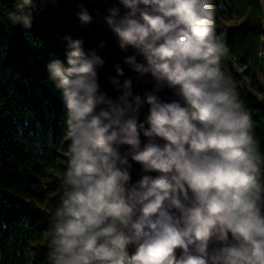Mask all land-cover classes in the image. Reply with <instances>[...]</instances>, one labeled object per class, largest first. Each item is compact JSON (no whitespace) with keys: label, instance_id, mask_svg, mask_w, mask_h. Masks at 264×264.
I'll return each mask as SVG.
<instances>
[{"label":"clouds","instance_id":"9594fccd","mask_svg":"<svg viewBox=\"0 0 264 264\" xmlns=\"http://www.w3.org/2000/svg\"><path fill=\"white\" fill-rule=\"evenodd\" d=\"M214 4L117 0L108 9L119 49L134 53L124 64L154 82L143 96L121 82L119 65L109 77L119 95L102 92L105 61L82 39L69 37L64 60L46 65L68 141L45 231L48 264H264V154L222 66L229 49ZM16 6L10 19L30 28L32 0ZM76 16L92 23L83 5ZM165 87L179 99L162 100ZM130 160L144 173L135 183Z\"/></svg>","mask_w":264,"mask_h":264},{"label":"trees","instance_id":"16d2710c","mask_svg":"<svg viewBox=\"0 0 264 264\" xmlns=\"http://www.w3.org/2000/svg\"><path fill=\"white\" fill-rule=\"evenodd\" d=\"M219 2L223 9H218ZM17 0H0V264H48L45 231L68 159L66 109L46 65L64 60L68 42L54 37L32 9L31 27L13 23ZM216 31L229 49L222 66L249 110L264 154V88L252 91L263 67L264 25L259 0H215ZM249 9V12H247ZM216 14L242 17L222 27ZM238 70L249 73L246 84ZM41 151L43 155H41Z\"/></svg>","mask_w":264,"mask_h":264},{"label":"water","instance_id":"95a60500","mask_svg":"<svg viewBox=\"0 0 264 264\" xmlns=\"http://www.w3.org/2000/svg\"><path fill=\"white\" fill-rule=\"evenodd\" d=\"M117 4V0H32V9L34 10L37 19L44 25V27L56 38L69 42L68 38L82 39L84 41L83 47L85 50L95 49L104 61L105 64L102 69L98 71V82L100 90L108 94L109 97L115 99L119 93L110 83L109 77L116 76L115 67L119 65L124 70V77L120 80L131 79L133 82V91L135 94L143 96L145 91H151L154 87V82L150 77L138 79L135 72H133L127 65L124 64V58L132 55L133 50L129 49L123 52L118 47V41L114 34L110 31L104 23V17L108 14V9ZM83 5L93 20L90 25L83 26L80 24L76 13L79 11V6ZM121 7V14L124 13ZM104 44L101 48L100 45ZM140 58L138 57V61ZM159 96L166 102L178 100L174 91L166 87L161 90ZM148 114V106L141 110L140 120L143 121ZM142 144L145 138L141 137ZM122 152L127 151V146L121 149ZM130 169L131 182L135 183L144 174L139 164L132 162ZM155 176L156 173H151ZM134 249H130L131 252Z\"/></svg>","mask_w":264,"mask_h":264},{"label":"rangeland","instance_id":"374dc122","mask_svg":"<svg viewBox=\"0 0 264 264\" xmlns=\"http://www.w3.org/2000/svg\"><path fill=\"white\" fill-rule=\"evenodd\" d=\"M260 1V5H261V8H262V16L259 14L257 15L258 11L257 10H254V11H251L250 12L254 15H256L259 19L261 18V21H262V24L264 25V0H259ZM223 5L219 2L218 4V9H223L222 8ZM247 12H249V9H247ZM217 13V12H215ZM216 16L218 17L219 19V22H220V25L222 27H227V28H231V27H235L237 26L241 20H242V17H227V16H220L218 14H216ZM262 43H264V38L262 39ZM262 52H264V48L262 50ZM263 64H264V59H263ZM238 73L240 74L241 76V79H242V83L243 84H246V81L248 80V77H249V73H245L243 72V70H238ZM256 84L259 85V87H263L264 88V65L262 67V69L260 71H258L256 73V78L254 80V86L252 88V91L255 93V95L257 97H261V93H259L256 89Z\"/></svg>","mask_w":264,"mask_h":264}]
</instances>
